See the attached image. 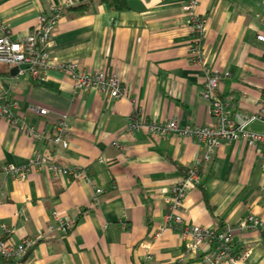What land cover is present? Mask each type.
<instances>
[{
  "label": "crops",
  "instance_id": "1",
  "mask_svg": "<svg viewBox=\"0 0 264 264\" xmlns=\"http://www.w3.org/2000/svg\"><path fill=\"white\" fill-rule=\"evenodd\" d=\"M76 2L0 0V17L11 36L20 37L41 13L60 7L49 48L53 59L74 60L83 72L116 74L136 105L129 97L109 99L93 88L75 90L70 75L56 68L40 80L0 64V97L17 103L12 110L20 124L0 119V165H24L40 153L51 163L81 170L71 176L33 168L24 179L0 173V220L12 228L15 242L34 240L23 264H208L185 253L181 230L187 224L233 228L235 253L248 251L234 264H264L259 148L244 139L221 144L206 162L195 140L177 133L120 136L136 107L148 120L211 125L201 95L206 67L230 72L219 94L232 114L256 113L264 93V42L256 38V13L264 0L199 1L195 13L208 19L205 68L190 59L195 34L185 0H128L121 10L94 0L81 13L67 8ZM36 106L48 113L39 114ZM61 115L70 126L68 147L48 140ZM247 128L263 131L264 113ZM197 161L199 181L184 199L183 223L166 224L169 189ZM95 187L103 191L96 194ZM53 210L75 220L69 233L49 228ZM250 214L263 226L237 229ZM163 225L167 228L160 230ZM215 249L216 244L203 245V253Z\"/></svg>",
  "mask_w": 264,
  "mask_h": 264
},
{
  "label": "built area",
  "instance_id": "2",
  "mask_svg": "<svg viewBox=\"0 0 264 264\" xmlns=\"http://www.w3.org/2000/svg\"><path fill=\"white\" fill-rule=\"evenodd\" d=\"M200 0H185L183 9L189 14V23L192 25L195 37L190 47V59L193 63L201 64L205 68L202 57L203 40L207 30L208 19L205 16L195 13V8ZM61 16V9L51 6L47 13L38 16L36 24L32 29L20 36L12 37L5 22L0 17V64L18 66L27 64V68H20L19 73L28 71L35 79H44L46 71L56 68L69 74L73 80V88L96 89L106 98L129 97L135 104V98L129 96L128 89L123 85L121 79L116 74L107 73L102 70L91 72L79 71L78 63L74 60L57 61L50 54L52 30ZM260 27L256 32V38L264 42V3L260 11L256 13ZM207 73L203 82L201 95L207 101L212 119L211 125L181 124L177 119L167 121L148 120L139 114L138 107L131 115L130 120L120 136H133L135 133H144L152 137L165 136L168 133H177L183 138H190L201 147L202 161L212 160L217 147L221 144H229L238 140H246L259 148L261 155V168L264 177V130L260 132L251 131L248 124L254 120L262 119L264 113V93L259 99V110L251 115L235 112L228 109L227 101L219 94V86L222 80L230 75L228 71H216L205 68ZM0 119H6L10 123L19 126L13 108L17 103L6 104L0 97ZM33 110L41 115L48 113L46 108L34 107ZM69 122L66 115L57 118L53 125V133L48 136V140L56 145L68 147ZM27 132L36 138L40 134L32 129ZM116 143V142H114ZM199 164L189 166L183 177L173 183L166 196L169 212L166 224L183 223L182 213L185 211L184 199L188 191L199 181ZM49 169L54 175L78 176L81 170L77 167H69L51 163L45 154H37L24 165L3 164L0 165V173L8 174L20 179L26 178L33 168ZM84 179L92 182V178L84 175ZM103 190L95 187V193ZM264 194V184L261 186ZM53 223L49 224L50 229H57L62 234L69 233L75 226V220L68 217L64 212L53 210L51 212ZM263 226V221L257 216L250 214L246 216L238 225L237 229H255ZM165 225L160 230H165ZM181 235L186 237L187 255H198L208 264H234L248 254L244 251L242 255H237L233 249V228L231 227H205L198 224L184 225ZM34 242L24 238L15 242L12 238V228L0 220V255L5 259H13L14 264H23L27 249ZM216 244L212 254L203 253V245L210 246Z\"/></svg>",
  "mask_w": 264,
  "mask_h": 264
},
{
  "label": "trees",
  "instance_id": "3",
  "mask_svg": "<svg viewBox=\"0 0 264 264\" xmlns=\"http://www.w3.org/2000/svg\"><path fill=\"white\" fill-rule=\"evenodd\" d=\"M94 0H77L75 4H71L68 6V9L76 10L81 12H85L88 10L91 2ZM108 3L113 9L121 10L127 8L128 0H99ZM13 259H5L3 256L0 255V264H14Z\"/></svg>",
  "mask_w": 264,
  "mask_h": 264
},
{
  "label": "water",
  "instance_id": "4",
  "mask_svg": "<svg viewBox=\"0 0 264 264\" xmlns=\"http://www.w3.org/2000/svg\"><path fill=\"white\" fill-rule=\"evenodd\" d=\"M27 67H28L27 64H21V65H18V66H14V67L12 68V71H13V72H18V70H19L20 68H27Z\"/></svg>",
  "mask_w": 264,
  "mask_h": 264
}]
</instances>
